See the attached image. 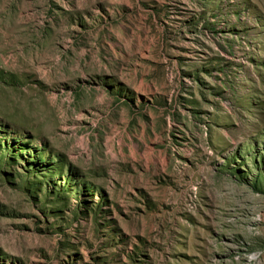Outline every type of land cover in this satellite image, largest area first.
I'll return each instance as SVG.
<instances>
[{"label": "rangeland", "instance_id": "rangeland-1", "mask_svg": "<svg viewBox=\"0 0 264 264\" xmlns=\"http://www.w3.org/2000/svg\"><path fill=\"white\" fill-rule=\"evenodd\" d=\"M0 264H264V0H0Z\"/></svg>", "mask_w": 264, "mask_h": 264}]
</instances>
